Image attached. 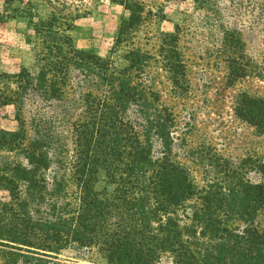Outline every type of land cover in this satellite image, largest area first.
I'll list each match as a JSON object with an SVG mask.
<instances>
[{
  "label": "trees",
  "instance_id": "obj_1",
  "mask_svg": "<svg viewBox=\"0 0 264 264\" xmlns=\"http://www.w3.org/2000/svg\"><path fill=\"white\" fill-rule=\"evenodd\" d=\"M41 1L45 19L25 10L35 71L0 73V109L13 107L17 123L0 129V264H53L75 248L95 250L104 264H264V231L255 226L264 182L245 179L251 166L209 165L221 179L198 191L171 160L174 118L148 85L152 57L133 44L159 12L139 0H109L128 13L112 46V53L126 47L118 68L76 48V17ZM191 1L198 10L213 5ZM178 34L176 26L162 35L158 50L174 87L184 80ZM233 64L230 83L245 76ZM234 114L264 134V99L240 94ZM256 169L264 174L263 163Z\"/></svg>",
  "mask_w": 264,
  "mask_h": 264
},
{
  "label": "rangeland",
  "instance_id": "obj_2",
  "mask_svg": "<svg viewBox=\"0 0 264 264\" xmlns=\"http://www.w3.org/2000/svg\"><path fill=\"white\" fill-rule=\"evenodd\" d=\"M139 1L146 10L158 11L162 16L145 24L133 44L152 57L146 69L148 85L174 118L171 160L187 170L198 191L208 181L221 179L209 167L221 161L235 167L245 162L252 168L245 179L264 182V174L256 169L264 164V134L256 135L253 127L234 114L240 94L264 99V0H212V7L206 11L198 10L191 0ZM51 2L64 14L76 17L70 33L76 48L110 58L118 68L124 66L126 47L112 53L118 26L128 18L123 7L109 0ZM28 8L40 18L47 17L48 10L41 0H0V73H17L22 67L35 71L34 34L25 14ZM176 26L184 80L174 87L158 50L161 36L173 33ZM224 30L240 34H223ZM231 59L233 66L245 71V76L233 83L228 81ZM0 129H17L13 107L0 109ZM62 137L68 145L67 156H72L70 129L66 128ZM158 150L155 146L154 155ZM104 187L103 182L96 185L98 190ZM0 199L5 200L6 193L1 192ZM255 226L264 231V208ZM53 262L104 264L95 250L77 248L63 251Z\"/></svg>",
  "mask_w": 264,
  "mask_h": 264
}]
</instances>
